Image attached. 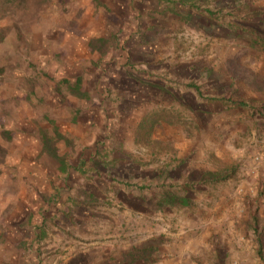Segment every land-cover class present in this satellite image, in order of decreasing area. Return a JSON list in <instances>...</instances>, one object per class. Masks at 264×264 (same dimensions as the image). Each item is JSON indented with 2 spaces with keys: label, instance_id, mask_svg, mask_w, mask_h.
Returning a JSON list of instances; mask_svg holds the SVG:
<instances>
[{
  "label": "rangeland",
  "instance_id": "374dc122",
  "mask_svg": "<svg viewBox=\"0 0 264 264\" xmlns=\"http://www.w3.org/2000/svg\"><path fill=\"white\" fill-rule=\"evenodd\" d=\"M261 41L264 0H0V264H264V186L225 206L241 158L218 153ZM212 216L217 257L181 239Z\"/></svg>",
  "mask_w": 264,
  "mask_h": 264
},
{
  "label": "crops",
  "instance_id": "0c3cea01",
  "mask_svg": "<svg viewBox=\"0 0 264 264\" xmlns=\"http://www.w3.org/2000/svg\"><path fill=\"white\" fill-rule=\"evenodd\" d=\"M240 60L238 61V64L241 68H245L246 67V62L247 58L245 57H241L239 58ZM253 60H256L255 58H252ZM263 57H260V60L258 62H260V64L262 63ZM242 94V93H241ZM220 95H217V99H219ZM224 99H219V101L223 100V101H227L229 103V101H236V108H237V122H238V126H243L245 127L243 130H239V129H234L230 131L229 134V138L233 141H237V146L238 149H234V146L231 144L229 145V143H225L224 145H221L218 148V153H220V151H223V153H225V150H230V152L225 153V155H227V158L229 159L230 157H232L231 159H235L236 156H238L239 158H241V163H239V171H237L239 174L238 176H240L241 179L238 180V185L235 188V190H233L232 188H230V190L228 192H226V196L229 195L232 196L229 197L226 201L225 206L227 207H234V206H238L240 205L239 199L241 200V198H239L236 194L242 192L243 194H246V192H250L253 190H256L258 188H260V190L262 189V187L264 186V125L260 127V129L256 130L257 124L253 125V123L251 122V120L249 119H245L246 116V111L248 109H252V107H264V92H257L255 94H248V95H241V98L239 95H237V98H234V96H224ZM248 98H251L250 100ZM227 103V104H228ZM234 103V102H233ZM259 105V106H258ZM243 110V111H240ZM264 110V109H263ZM244 117V118H241ZM264 122V121H263ZM227 126V125H226ZM248 126V127H247ZM249 130V132L251 133V137H249V133H246L244 135V132L246 130ZM258 131L257 136H255V132ZM250 142V145H246V141ZM252 143V144H251ZM263 143V144H262ZM225 151V152H224ZM245 152H247L245 154ZM217 153V151L215 152ZM236 154V156H235ZM255 156V157H254ZM255 158V159H254ZM59 170L61 171H65V168H61L60 165H58ZM211 172L215 175L216 172L213 171H208ZM230 175L231 172L228 170L226 171L225 175H221L222 176V180H230ZM232 177V176H231ZM227 190V189H226ZM243 200V199H242ZM102 200H100L99 204H101ZM106 201V199H105ZM222 202V200H221ZM76 201H72L70 203V208L72 210V207L75 208L76 207ZM104 203V202H103ZM74 204V205H73ZM79 204V203H78ZM189 204V203H188ZM212 220L209 229H205L203 231H201V233H197V231L192 230L191 232H187L185 234H181V239H185V240H190L193 238V242L194 244H196L197 246L202 245L201 241H203V238L205 239V245L208 248H212V255L216 256L220 254L221 252V246L218 244V241L222 240H227L225 238V236L227 235L226 233L228 232V229L225 231H221L219 230V225L220 223H218L220 221V219H227V217L225 216V218L220 217L219 219H217V217L212 216ZM191 220L197 225H201L202 221L200 218V215L198 212L192 214L191 216ZM229 241V240H227ZM196 255L198 256L199 254L196 253ZM240 252H231L229 257H236L234 258L235 260L238 261V257L240 256ZM256 261V259H255ZM213 264H217V259L215 260V262H213ZM229 264V263H226ZM236 264H245L244 262H239ZM254 264H256L254 262Z\"/></svg>",
  "mask_w": 264,
  "mask_h": 264
},
{
  "label": "trees",
  "instance_id": "16d2710c",
  "mask_svg": "<svg viewBox=\"0 0 264 264\" xmlns=\"http://www.w3.org/2000/svg\"><path fill=\"white\" fill-rule=\"evenodd\" d=\"M261 42L263 43L264 41H261ZM56 159L60 163L61 158H59L58 156H56ZM207 173H208V175H211L212 177H215L216 176L215 174H213L211 172H207ZM216 179H214V180H216ZM188 202H189V198L185 194L184 195L177 196V195H174V194H171V193H167V194H165L163 196V198H161L160 205H161V207L163 205H167V206L168 205H170V206H172V205L183 206V205H186ZM152 250H153V248H152ZM130 255H131L132 258L135 256L134 253H131Z\"/></svg>",
  "mask_w": 264,
  "mask_h": 264
}]
</instances>
